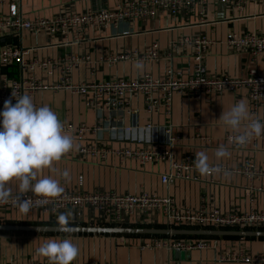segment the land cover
<instances>
[{"label":"crops","instance_id":"1","mask_svg":"<svg viewBox=\"0 0 264 264\" xmlns=\"http://www.w3.org/2000/svg\"><path fill=\"white\" fill-rule=\"evenodd\" d=\"M119 1L121 0H3V3H0V14H8L9 3H14L24 18L34 19L52 18L66 11L81 13L85 10L113 9ZM132 27L139 31V34L118 38L110 36L108 30L85 27L80 30L81 39L78 41L73 38L75 31L65 38L48 35L45 32L35 34L25 30L5 31L0 34V47L31 48L33 50L30 51L28 60L55 59L66 54H89L91 64H82L71 73L73 82H89L111 78L130 79L146 73L160 76L163 73V64H143L142 69H137L135 62L108 65L100 62L99 58L132 49L141 51L152 43H157L160 51L164 53L169 49L171 40L199 36L210 41L203 58L207 75L247 79L251 76V71H254L256 75L264 76V53L255 58L246 51L234 50L226 43V36L229 33L236 35L264 33V0L249 3L242 10L224 5L217 0H210L202 16L198 15L196 9L183 10L176 17L162 13L153 19L133 22ZM194 63L191 47L186 46L184 49L174 51L172 65L174 69L182 72L183 78L192 73ZM19 74L20 67L17 62L9 65L0 64V78L2 76L18 78ZM37 74L41 76L40 72ZM42 78L46 82H55L58 73L50 78L44 76ZM247 93L245 87H240L224 93L204 94L199 99L189 95H175L169 117L159 109L151 118L153 125H169L171 134L178 137L172 149L173 159L185 167L179 170L181 177L175 178L170 184H164L160 180L161 175L171 171L168 160L142 164L133 159L122 160L111 153L105 159L77 157L71 153L54 165V171L45 170L43 175H52L60 181L63 189L70 191L110 190L133 195L141 193L158 197L169 195L176 206L191 209L204 207L208 210L216 208L220 212L231 210L264 212V175L251 182L244 173L233 171L249 163L255 170L264 173L262 137L264 134L242 147H235L225 140L226 135L231 133L224 131L217 121L223 109L227 110L236 101L243 99L248 102L253 117L264 123V101L257 109H253ZM32 98L37 107L48 105L52 108L62 123L73 125L84 123L91 126L95 122L93 110L86 107L79 96L67 90L40 91ZM130 107L136 112L139 125L147 123L141 95H135L130 99ZM72 137L77 146L85 143L77 141L73 135ZM106 137L105 135L102 144L112 150L137 147L135 144L111 142ZM221 146L228 150L230 156L218 161L214 153ZM200 151L207 153L212 166L225 165L229 170L201 176L194 167L196 154ZM65 170L69 173L67 179L62 175ZM9 186L12 188V194H17L16 185ZM250 186L253 189L248 193L247 188ZM37 217L36 212L25 215L19 209L7 211L0 214V225H57V219ZM93 217L95 216L91 211L84 209L81 215L71 219L69 226L169 228L162 216H152L150 213L128 217L119 225L99 222L93 220ZM223 230L264 231V229ZM154 237L159 236L0 231V264L47 262L46 258L35 254V249L49 238L73 240L79 254L72 264H255L242 261L222 262L220 255L236 253L239 250H242L244 255L264 254L263 237H217L216 249L206 251L169 252L140 248L142 243Z\"/></svg>","mask_w":264,"mask_h":264},{"label":"built area","instance_id":"2","mask_svg":"<svg viewBox=\"0 0 264 264\" xmlns=\"http://www.w3.org/2000/svg\"><path fill=\"white\" fill-rule=\"evenodd\" d=\"M209 1L121 0L113 9L85 10L81 13L66 11L52 18L37 17L34 19L24 18L17 6L9 3L8 14H0V34L5 31L22 32L25 30L35 34L45 32L48 35L65 38L75 31L73 38L78 41L81 39L80 30L92 27L96 30H108L111 33L110 36L116 38L134 36L139 34V31L133 29V22L153 19L162 13L176 17L183 10L193 11L194 9L197 10L199 16H202ZM217 1L242 10L247 4L259 0ZM0 3H3V0H0ZM226 43L234 50L246 51L255 58L264 53V33L253 32L244 35L229 33L226 36ZM209 45L210 41L203 37H183L171 40L168 45L169 49L164 53L160 51L157 43H152L141 51L132 49L109 54L99 58V61L108 65L120 62L163 64V73L160 76L146 73L130 79L111 78L89 82H73L71 78V73L80 65L91 64L89 54H66L55 59L28 60V55L33 49L2 46L0 47V64L9 65L17 62L20 74L18 78L8 76L0 78V109L3 110L5 100L11 99L15 104V98L24 94L33 97L40 91L67 90L79 96L85 106L92 109L95 114V122L91 126L84 123L77 125L63 123L67 133L73 135L79 142L85 141L77 149L69 152L68 156L72 153L77 157L105 159L111 153L116 154L122 160L133 159L142 164L168 160L171 171L173 169L175 171L161 175L160 180L164 184H170L175 178L181 177L179 170L185 166L176 163L173 159L172 149L178 137L171 134L169 125H153L151 122V118L159 109H162L163 114L169 117L175 95H189L199 99L204 94L224 93L240 87L247 89L248 100L253 109H257L264 101V76L256 75L254 71H251V76L247 79H234L227 75H207L203 58ZM186 46L191 47L195 63L192 73L183 78L182 72L173 68L172 59L176 49H184ZM37 72H40L41 76ZM57 73L58 79L55 82H46L42 78V76L50 78ZM135 95H141L143 98L144 112L148 119L144 125L138 124L137 114L130 107V99ZM149 129L152 131L151 140ZM105 135L108 141L135 144L137 147L109 149L102 144ZM230 135L225 137L228 143H230L228 139ZM262 137L264 138V135ZM213 167H218L220 171L229 170L225 165H214ZM233 171L244 173L247 180L251 182L264 175L249 163ZM252 189L253 187L250 186L247 192L251 193ZM17 194H12L7 203L0 204V214L19 209L13 199ZM25 198L32 199V207L28 213L36 212L38 217L51 220L57 219L60 213L69 211L74 219L81 215L84 209H87L95 216L93 220L115 225L122 224L128 217L150 213L152 216L161 214L169 228L264 229V212L255 210L220 212L216 208L208 210L204 207L191 209L186 206H176L169 195L158 197L146 193L133 195L110 190L81 192L64 189L58 197L51 198L46 203L31 192L27 193L26 197L21 196L20 200ZM216 247V239L160 236L151 238L140 246L141 249L169 252L206 251L216 249ZM220 261L264 264V254L244 255L242 250H239L236 253L220 255ZM24 264H48V262L29 261Z\"/></svg>","mask_w":264,"mask_h":264},{"label":"clouds","instance_id":"3","mask_svg":"<svg viewBox=\"0 0 264 264\" xmlns=\"http://www.w3.org/2000/svg\"><path fill=\"white\" fill-rule=\"evenodd\" d=\"M136 68L142 69L143 64L137 63ZM15 100V104L11 99L5 100L3 111H0V204L7 203L12 197L9 185L15 184L18 194L13 199L19 211L26 215L32 207V199L21 201V196L26 197L31 192L46 203L64 191L58 179L43 173L54 171V165L78 146L48 105L37 107L27 94ZM217 121L224 131L231 133L228 139L234 145L244 146L264 134V123L253 117L248 102L243 99L227 110L223 109ZM151 133L149 129L150 140ZM214 155L219 161L229 157L230 153L221 146ZM194 167L201 176L220 171L209 163L205 151L196 154ZM62 175L65 179L69 177L67 170ZM72 218L70 211L60 213L58 231L71 233ZM35 254L46 258L48 264H72L79 249L71 238H49L35 249Z\"/></svg>","mask_w":264,"mask_h":264},{"label":"water","instance_id":"4","mask_svg":"<svg viewBox=\"0 0 264 264\" xmlns=\"http://www.w3.org/2000/svg\"><path fill=\"white\" fill-rule=\"evenodd\" d=\"M71 234H146L157 236H200V237H263L264 231L223 230V229H185V228H126V227H87L70 226ZM0 231H23L37 233H64L57 225H0Z\"/></svg>","mask_w":264,"mask_h":264},{"label":"trees","instance_id":"5","mask_svg":"<svg viewBox=\"0 0 264 264\" xmlns=\"http://www.w3.org/2000/svg\"><path fill=\"white\" fill-rule=\"evenodd\" d=\"M42 223H46V222H42ZM160 237H165V236H160ZM176 238H186V237H190V238H212V239H216L217 237H200V236H173Z\"/></svg>","mask_w":264,"mask_h":264},{"label":"rangeland","instance_id":"6","mask_svg":"<svg viewBox=\"0 0 264 264\" xmlns=\"http://www.w3.org/2000/svg\"><path fill=\"white\" fill-rule=\"evenodd\" d=\"M159 215L161 216V214H158V216H159ZM37 218H38V217H37ZM41 218L43 219L44 217H41Z\"/></svg>","mask_w":264,"mask_h":264}]
</instances>
